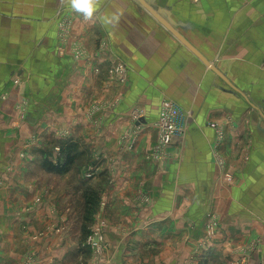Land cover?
Masks as SVG:
<instances>
[{"label": "crops", "instance_id": "1", "mask_svg": "<svg viewBox=\"0 0 264 264\" xmlns=\"http://www.w3.org/2000/svg\"><path fill=\"white\" fill-rule=\"evenodd\" d=\"M148 1L228 82L135 0H101L90 19L61 0H0V183L6 185L0 264H25L34 247L41 253L37 264L72 258L71 244L58 235L27 239L44 226L51 234L64 226L50 213L52 191L41 189L35 174L54 160L51 138L92 137L89 132L96 133L95 148L117 153L110 188L120 223L129 225L121 239L127 237L128 247L162 248L150 264L227 263L238 255L232 246L249 239L259 246L255 264H264V0ZM112 16L118 19L102 23ZM62 24H70L71 38L61 39ZM73 43L98 49L93 59L77 60ZM118 62L127 67L126 83L112 78L117 86L104 90L93 68L105 71ZM93 91L96 100L116 99L115 106L89 115L85 102ZM163 100L191 117L184 135L154 163L145 156L157 141ZM136 108L144 114L139 124L127 117ZM17 116L24 119L19 124ZM130 129L138 132L135 149L126 153L119 137ZM37 137L47 138V146L33 141L24 149ZM223 171L231 181L222 185ZM210 214L219 219L211 229Z\"/></svg>", "mask_w": 264, "mask_h": 264}, {"label": "rangeland", "instance_id": "2", "mask_svg": "<svg viewBox=\"0 0 264 264\" xmlns=\"http://www.w3.org/2000/svg\"><path fill=\"white\" fill-rule=\"evenodd\" d=\"M59 33L62 34L61 39L64 40L70 37V31H72L70 24L59 25ZM104 49L107 47L104 46ZM98 49V48H97ZM95 50H90L84 45L81 46L80 43H73L72 46V56L77 60H91L96 54ZM119 64V63H117ZM115 64L112 68H107V70L102 71L101 68L96 67L93 68V73L95 78L101 79L102 88L104 90L111 89L115 85L112 78L116 83L120 82L121 79L119 75L115 73ZM127 79V77H126ZM124 80V82L126 81ZM126 83V82H125ZM6 95L2 96V99H6ZM96 94L93 91L90 96L87 97L88 110L87 113L96 115L97 113L109 111L113 106V103H116V99L111 101H107V98H97ZM118 101V100H117ZM23 106L19 105L15 107L16 112H21L20 116L22 117ZM132 110H129L127 117L132 118ZM187 110V109H185ZM134 115V114H133ZM19 124V121L24 119L17 116L16 118ZM135 119L132 118V122ZM95 124H101L96 120H93ZM92 121V122H93ZM97 122V123H96ZM97 129L99 131V126L97 125ZM158 130V128H157ZM90 131V130H88ZM138 130H128L123 135L119 137V141H123L122 150L123 152H130L135 149V142L137 138ZM158 132V131H157ZM98 133V132H97ZM63 134H67V132H63ZM96 134V133H95ZM95 134L89 132V135L92 137L85 136H72L71 141L76 143L75 146V159L72 164L68 166L67 169H56V166L59 164H63L66 160V152L62 151V148L65 144H62L65 140H69V137L61 139V141L56 142L50 139L49 144L51 146L50 151L54 155H52L53 161H51L49 165H44V168H39V172L35 174L39 180L38 186L44 190H51L52 195L49 199L48 207L50 213H55L58 216V222L60 224H64L61 226V232L59 234H51V229L49 228H41L39 231L33 232L29 234L28 240H31L33 243H38L40 240L47 239L48 236L58 235V238H61L62 241L66 240L72 246V258L68 259L66 264H116L118 263L117 256L121 257L120 264H150L149 260L151 257L153 258L155 255L159 257L162 248H133L128 247L126 243L127 237L121 239L123 236V231L129 228V225L123 222L122 223L119 214H118V198L116 197V193L112 192L110 188V184L113 182L112 177L114 173L116 174L117 168L113 165L118 160L117 153L112 154L111 151H108V154L101 151L99 148H95ZM159 132L157 133V141L154 144L151 151L146 154V159L151 160L156 163L160 160V154L155 152V147L158 143ZM47 138H39L36 139H28L24 142V149H28L30 143L34 142H42L41 144H46ZM59 140V139H57ZM48 142V141H47ZM44 146V145H43ZM47 146V144H46ZM20 152L19 157L25 158L26 152ZM102 163H108V168L106 172L105 170L98 171L96 169L97 166ZM53 165V167H52ZM113 168V169H112ZM101 170V169H99ZM102 172V173H101ZM227 172H221L220 179L221 184L226 182L228 184L231 180H225V174ZM13 176V173L10 175ZM8 176V178H10ZM225 180V181H224ZM6 185L0 183V190ZM56 198V199H53ZM116 198V199H115ZM40 199V198H39ZM54 201V203L52 202ZM40 203V200H38ZM92 204L90 205V203ZM52 213V214H53ZM214 214V213H212ZM210 214L209 221H207L206 226L209 229L213 228L215 225V221H219L218 217ZM55 215V216H56ZM54 216V217H55ZM48 218L44 222L46 225ZM128 223V222H127ZM59 230L56 228L54 233H57ZM113 236V237H112ZM52 238V236H51ZM109 239V240H108ZM115 246H113V242ZM123 240V241H122ZM113 241V242H112ZM125 242V247L124 246ZM111 244V245H110ZM113 246V247H112ZM32 248V254H29L26 259L25 264H37L40 258L41 253L39 250ZM119 249H121L119 251ZM125 249V250H124ZM119 251V252H118ZM126 251V252H125ZM164 251V250H163ZM232 253H237L236 260H231L229 262H223L218 260L219 264H255L257 259L255 256L259 252V246L253 240H247L245 243L233 245L231 248ZM134 255V258L132 257ZM137 256V257H136ZM125 257V258H124ZM131 257V258H130ZM130 258V259H129ZM144 259H148L144 261ZM221 262V263H220ZM214 261L203 262V260L199 261L197 264H218Z\"/></svg>", "mask_w": 264, "mask_h": 264}, {"label": "built area", "instance_id": "3", "mask_svg": "<svg viewBox=\"0 0 264 264\" xmlns=\"http://www.w3.org/2000/svg\"><path fill=\"white\" fill-rule=\"evenodd\" d=\"M114 71L119 75L121 82H124L128 74L127 67L124 64L119 63L116 65ZM143 115V110L136 108L132 110L131 117L135 119L134 121L137 122V124H139ZM189 117H191L190 110L183 109L171 100L162 101L158 118L155 123L159 132L158 143L155 147L156 153L162 155L165 148L172 142L173 138L184 135ZM225 180H231V174L229 172L225 174Z\"/></svg>", "mask_w": 264, "mask_h": 264}, {"label": "water", "instance_id": "4", "mask_svg": "<svg viewBox=\"0 0 264 264\" xmlns=\"http://www.w3.org/2000/svg\"><path fill=\"white\" fill-rule=\"evenodd\" d=\"M147 12H149L159 23H161L173 36H175L184 46H186L200 61L215 72L220 78L227 81V78L198 50L178 29L177 25L169 17H164L160 10L152 7L148 0H135Z\"/></svg>", "mask_w": 264, "mask_h": 264}, {"label": "clouds", "instance_id": "5", "mask_svg": "<svg viewBox=\"0 0 264 264\" xmlns=\"http://www.w3.org/2000/svg\"><path fill=\"white\" fill-rule=\"evenodd\" d=\"M62 3L68 5L73 11L83 14L85 19L93 17L101 4V0H61ZM102 23L110 24L118 19L117 16L102 17Z\"/></svg>", "mask_w": 264, "mask_h": 264}, {"label": "trees", "instance_id": "6", "mask_svg": "<svg viewBox=\"0 0 264 264\" xmlns=\"http://www.w3.org/2000/svg\"><path fill=\"white\" fill-rule=\"evenodd\" d=\"M62 144H65L62 148V151L63 152H66V160L63 164H58L56 166V169H67L69 165L72 164L73 160L75 159V153H74V150H75V146H76V143L75 142H72L71 139L69 140H64V142ZM51 164V163H50ZM53 167V165H52ZM92 204V202L90 203V205Z\"/></svg>", "mask_w": 264, "mask_h": 264}]
</instances>
